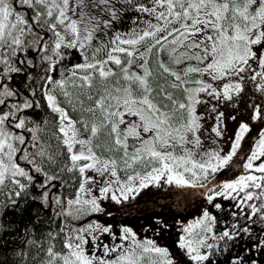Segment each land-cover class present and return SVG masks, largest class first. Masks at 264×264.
Here are the masks:
<instances>
[{
    "label": "snow or ice",
    "instance_id": "6c2138e0",
    "mask_svg": "<svg viewBox=\"0 0 264 264\" xmlns=\"http://www.w3.org/2000/svg\"><path fill=\"white\" fill-rule=\"evenodd\" d=\"M0 264H264V0H0Z\"/></svg>",
    "mask_w": 264,
    "mask_h": 264
},
{
    "label": "trees",
    "instance_id": "16d2710c",
    "mask_svg": "<svg viewBox=\"0 0 264 264\" xmlns=\"http://www.w3.org/2000/svg\"><path fill=\"white\" fill-rule=\"evenodd\" d=\"M252 135L255 136V132H252ZM231 177V174H225L219 177V179L221 180H226L229 179ZM191 199V198H190ZM194 203V202H193ZM190 214L194 215L196 213V209L193 206L192 208L189 209ZM10 219H15L18 223L21 220V217L17 214L15 216H10ZM131 223H133L135 225V221H132ZM174 239H175V234H172L171 236L165 237L163 240L160 241L161 244L169 246L170 250L175 253L177 260L181 259L180 253L178 252L177 249H175L173 247L174 244Z\"/></svg>",
    "mask_w": 264,
    "mask_h": 264
},
{
    "label": "flooded vegetation",
    "instance_id": "af4514ba",
    "mask_svg": "<svg viewBox=\"0 0 264 264\" xmlns=\"http://www.w3.org/2000/svg\"><path fill=\"white\" fill-rule=\"evenodd\" d=\"M130 23H131L130 20H126L125 22H123V23H121L120 25H118V27L121 28V30H127V28H128V26L130 25ZM72 62H73V63L78 62V58L73 59ZM258 127H259V126H257V128H258ZM231 130H232V124L229 123V131H231ZM253 131L255 132V135H256V129H254ZM225 203L227 204L228 202H225ZM226 210H227V209H226ZM236 251H239V248L234 249L233 254H235ZM219 259H220V260H223V256H220Z\"/></svg>",
    "mask_w": 264,
    "mask_h": 264
},
{
    "label": "rangeland",
    "instance_id": "374dc122",
    "mask_svg": "<svg viewBox=\"0 0 264 264\" xmlns=\"http://www.w3.org/2000/svg\"><path fill=\"white\" fill-rule=\"evenodd\" d=\"M232 127H233V125H232Z\"/></svg>",
    "mask_w": 264,
    "mask_h": 264
}]
</instances>
